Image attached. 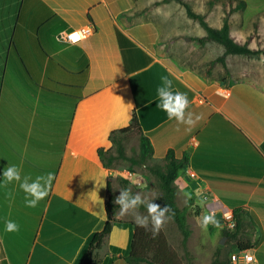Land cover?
I'll return each mask as SVG.
<instances>
[{
  "label": "crops",
  "instance_id": "obj_1",
  "mask_svg": "<svg viewBox=\"0 0 264 264\" xmlns=\"http://www.w3.org/2000/svg\"><path fill=\"white\" fill-rule=\"evenodd\" d=\"M192 21L179 0H0V182L8 164L22 177L54 174L35 208L26 206L18 182L0 183V264L3 257L8 264L83 263L109 219V182L113 192L118 176L130 179L106 167L98 150L112 147L111 133L128 126L135 110L155 159L170 150L189 155L175 182L188 222L203 213L223 218L237 207L246 222L255 214L262 236L250 250L264 264V88L230 69L231 79L217 84L184 65L173 31L195 27ZM89 24L88 37L66 39ZM117 30L131 43L123 46ZM163 75L203 114L190 131L156 106ZM145 179L136 175L131 186L142 191ZM114 200L112 193L118 213ZM116 217L135 221L133 212ZM7 220L19 231H5ZM131 233L130 224L114 223L98 264H125Z\"/></svg>",
  "mask_w": 264,
  "mask_h": 264
},
{
  "label": "rangeland",
  "instance_id": "obj_2",
  "mask_svg": "<svg viewBox=\"0 0 264 264\" xmlns=\"http://www.w3.org/2000/svg\"><path fill=\"white\" fill-rule=\"evenodd\" d=\"M260 1L249 0L250 5L246 8V11L240 10L231 15L234 32L232 36L234 39L240 43H244L250 37V47L255 49H264V6L261 7ZM209 2L210 0H189L193 9L196 6L207 9V13L203 15L209 17L210 23L213 26H221L223 17L230 8L228 0H216L214 6H211ZM192 22L195 23L193 24L195 27L191 26V28L173 31L175 35L179 33L177 37L181 38L180 46L177 48L178 56L184 65L202 72L207 75L209 80H213L217 84H223L231 78L229 77L225 81L222 80V77L225 75V67L221 62L214 64L211 74H208L207 70L209 62L223 54L224 47L216 42H208L202 46L197 40H193L192 37L200 35V27L203 26L195 19ZM180 26L184 28L185 25L181 23ZM226 62L229 69L232 70L234 77H248L264 88V55L256 57L232 55L227 57ZM139 136L136 130H131L122 135L125 151L129 157H137L139 155ZM112 151L116 153L115 149H112ZM153 164V160L148 161L147 164L137 165L133 164L129 159H115L112 167L124 171L125 175H128L132 180L119 174L120 176L116 179L118 183H116L115 190L112 192L114 199L120 194V190L131 188L133 193L139 192L147 200H154L155 203H160L162 192L159 180L148 168ZM135 174L146 178L142 184H138L140 188H143L142 191H136L131 186L132 181L136 178ZM138 213L147 212L141 210ZM216 219L220 223L219 227L209 224L207 229H204L200 226V222L196 221L192 216L189 217L192 234L188 239V249L192 259L185 256L182 244L183 234L174 220L171 219L163 225L164 231L166 230L168 233L166 235L171 246L178 252L183 264H188L190 261L193 264H212L219 248L221 250V258L229 259L230 254L238 251L239 243L245 244L251 242L258 236V232L254 233L252 227L247 222L238 232L236 238H229L224 235L223 231L224 229L235 228L234 217L229 218L225 216ZM231 220L234 221V228L230 227ZM224 237L225 241L221 244L220 241ZM100 255L101 253L99 254L98 251L96 257L99 259ZM124 263L126 264V262ZM230 264H234L231 259Z\"/></svg>",
  "mask_w": 264,
  "mask_h": 264
},
{
  "label": "trees",
  "instance_id": "obj_3",
  "mask_svg": "<svg viewBox=\"0 0 264 264\" xmlns=\"http://www.w3.org/2000/svg\"><path fill=\"white\" fill-rule=\"evenodd\" d=\"M169 0H163L166 2ZM187 10L189 17L199 21L206 31L203 36L192 37L193 40H197L202 46L208 42H216L224 47L222 55L209 62L207 70L208 74H211L212 68L216 62H221L225 67V75L222 80L225 81L231 76V72L228 68L226 59L229 55H245L248 57H256L264 55V49L250 47V38L244 43H240L232 36V20L231 15L239 10H244L247 7L245 0H229L230 8L226 11L223 17V22L220 27L212 26L206 17L193 10L191 5L183 0H179ZM256 26V24H255ZM118 38L121 44L124 46L126 42L131 43L130 39L120 30H117ZM136 130L139 133V155L137 157H129L126 154L125 147L122 140V135ZM110 139L112 141V147L109 149L100 148L98 150L99 156L106 167H110L115 159H129L133 164L143 165L148 161L153 160L154 164L149 166L150 171L156 175L159 180V185L162 192L161 202L157 203L161 206L168 204L175 212L174 222L177 224L179 230L183 234V248L185 256L192 259L191 253L188 249V239L192 234L191 226L187 218V209L180 208L177 204V186L176 179L181 171L185 170L189 163V155L186 153L182 158H177L173 150H170L167 155L162 159H155L154 149L151 140L143 134L140 126L138 114L136 110L133 112L131 122L128 126L115 130L111 133ZM112 149H115L116 153H113ZM108 201L107 211L109 219L106 222L103 229L96 232L91 238L87 255L82 264H98L99 260L96 257L97 252L103 246L106 237L111 233L114 223H127L132 227L131 241L127 254L123 257L128 264H183L182 259L178 252L171 246L168 237L161 228L158 235L153 236L151 230H146L142 227H138L135 221H123L118 219L115 215V211L110 207V201H112V189L110 182L108 185ZM139 209L146 210L143 206ZM246 211L242 207L233 209V217L235 221L234 229H224L223 233L229 238H236L238 232L241 230L246 222ZM251 221L248 222L252 227L254 233L258 232V236L251 242L238 244V250L254 248L260 241L262 236V227L255 214L250 215ZM233 254V253H232ZM230 254V255H232ZM230 259L221 258L220 248L215 254V258L212 264H230ZM2 264H8L5 258L2 259ZM188 264H193L191 261Z\"/></svg>",
  "mask_w": 264,
  "mask_h": 264
},
{
  "label": "clouds",
  "instance_id": "obj_4",
  "mask_svg": "<svg viewBox=\"0 0 264 264\" xmlns=\"http://www.w3.org/2000/svg\"><path fill=\"white\" fill-rule=\"evenodd\" d=\"M161 84L157 88L156 106L164 111L169 120L174 119L178 124L186 126V130H191L199 121L203 119L202 113H194L190 110V100L187 93L173 89V80L167 75L161 76ZM3 180L0 183L18 182L20 189L25 193V204L35 208L39 202L49 195L54 174L49 172L46 175H39L32 179L28 175L22 177L21 168L15 164H8L3 170ZM114 203L119 206L115 215H125L129 212L135 213V223L138 227L151 230L153 236L159 234L161 228L167 221L175 216L174 210L166 204L161 206L154 200H147L139 192L133 193L131 188L120 190ZM143 206L147 210V215H141L137 210ZM209 224L219 227L220 223L214 214L203 213L200 226L207 229ZM20 226L13 220L5 221V231L18 232ZM252 257H249L251 260Z\"/></svg>",
  "mask_w": 264,
  "mask_h": 264
},
{
  "label": "built area",
  "instance_id": "obj_5",
  "mask_svg": "<svg viewBox=\"0 0 264 264\" xmlns=\"http://www.w3.org/2000/svg\"><path fill=\"white\" fill-rule=\"evenodd\" d=\"M94 32V27L92 24L81 27L79 29L73 30L66 34V39L70 42L80 41ZM233 214L230 213L226 217H232ZM234 220V219H233ZM230 227L234 228V221L231 220ZM249 257H252L249 260ZM231 260L234 264H257V259L254 253L250 249L238 250L231 255Z\"/></svg>",
  "mask_w": 264,
  "mask_h": 264
},
{
  "label": "water",
  "instance_id": "obj_6",
  "mask_svg": "<svg viewBox=\"0 0 264 264\" xmlns=\"http://www.w3.org/2000/svg\"><path fill=\"white\" fill-rule=\"evenodd\" d=\"M225 241V237L221 239L220 243L223 244Z\"/></svg>",
  "mask_w": 264,
  "mask_h": 264
}]
</instances>
